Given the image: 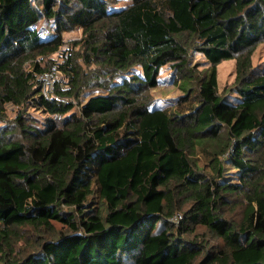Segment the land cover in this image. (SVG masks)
Segmentation results:
<instances>
[{"label":"trees","instance_id":"16d2710c","mask_svg":"<svg viewBox=\"0 0 264 264\" xmlns=\"http://www.w3.org/2000/svg\"><path fill=\"white\" fill-rule=\"evenodd\" d=\"M115 2L0 0L1 264H264V68L251 61L264 0ZM40 19L54 34L40 35ZM76 28L79 48L60 53L45 95L39 75ZM192 51L208 66L191 65ZM225 59L232 103L217 88ZM167 63L181 94L155 106ZM90 88L101 92L81 104ZM6 103L42 110L43 127L23 112L7 121ZM24 228L49 237L11 256Z\"/></svg>","mask_w":264,"mask_h":264},{"label":"rangeland","instance_id":"374dc122","mask_svg":"<svg viewBox=\"0 0 264 264\" xmlns=\"http://www.w3.org/2000/svg\"><path fill=\"white\" fill-rule=\"evenodd\" d=\"M130 0H116L113 8H122L126 6ZM37 29L42 37H48L54 34V22L52 20L40 19L36 24ZM82 36L81 29L76 28L67 32H64L63 38L64 43L60 47V49L53 54L49 55L48 58L51 60L61 61L62 57L60 53L69 51L71 49H78L79 45L75 46L73 42L75 40H79ZM47 59V58H46ZM45 60V59H44ZM251 61L253 67L257 69L264 68V44L259 43L255 50L252 53ZM197 64V69H203L208 66V63L205 61L203 55L199 52L192 51L191 52V65ZM235 60L234 59H225L217 64V88L218 91L225 94V99L228 102H234L237 98L235 93H231L228 91V88L233 85L234 77H235ZM132 71H139L138 67L129 70L124 76H129ZM58 81L61 78V74H58ZM121 77L118 76L114 79V81L119 82ZM177 75L175 72V68L172 66V63H167L163 65L160 69L158 75V85L151 89V95L153 98L152 104L155 106H169L170 104H174L176 98L181 94V90L178 86ZM57 81V83H58ZM101 89L98 88H90L87 89L80 97V103H84L88 97L93 94H96ZM77 105V104H76ZM78 106V105H77ZM78 107H74L73 110H77ZM5 111L7 121L12 120L18 113L23 112L28 119L31 117L34 118L40 125L43 127L45 123V119L48 116L45 112L40 109H36L31 107L30 105L20 107L17 105H13L12 103L5 104ZM56 118V117H54ZM33 119V120H34ZM59 119V118H56ZM4 122H0V126L3 125ZM197 160L199 165H203L206 163V157L203 156L202 151L199 150L196 153ZM224 166V177L225 179H229L230 181H236V173L232 165L227 162L223 163ZM207 167V166H206ZM241 215L240 207H236L234 210H229L227 213L228 217L239 218ZM182 217V211H178L172 217V220L178 224L179 219ZM56 229H60L63 227L59 223H54ZM21 237L14 243V254L11 256H15L17 258L26 255L27 253L37 250L40 246V243L49 237V234L46 230L35 229V228H24L21 230ZM10 256V257H11ZM2 257H0V264L2 263Z\"/></svg>","mask_w":264,"mask_h":264},{"label":"built area","instance_id":"2783aa9c","mask_svg":"<svg viewBox=\"0 0 264 264\" xmlns=\"http://www.w3.org/2000/svg\"><path fill=\"white\" fill-rule=\"evenodd\" d=\"M61 56V55H60ZM58 60H55L51 69L43 72L39 75L41 80V89L45 95H51L53 93L54 87L58 81Z\"/></svg>","mask_w":264,"mask_h":264}]
</instances>
